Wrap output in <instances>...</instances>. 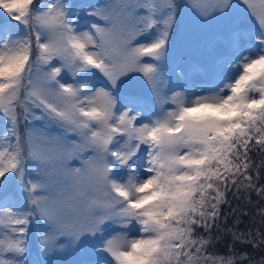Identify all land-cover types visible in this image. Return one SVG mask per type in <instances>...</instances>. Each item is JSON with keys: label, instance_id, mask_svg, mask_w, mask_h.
Returning <instances> with one entry per match:
<instances>
[{"label": "snow or ice", "instance_id": "obj_1", "mask_svg": "<svg viewBox=\"0 0 264 264\" xmlns=\"http://www.w3.org/2000/svg\"><path fill=\"white\" fill-rule=\"evenodd\" d=\"M75 8L0 0V189L26 201L0 205V264H26L34 220L43 254L90 257L65 264H243L208 254L200 230L218 227L232 188L264 197L249 155L264 153V0H105L83 30ZM173 49L212 61L200 82L177 72L169 94Z\"/></svg>", "mask_w": 264, "mask_h": 264}, {"label": "trees", "instance_id": "obj_2", "mask_svg": "<svg viewBox=\"0 0 264 264\" xmlns=\"http://www.w3.org/2000/svg\"><path fill=\"white\" fill-rule=\"evenodd\" d=\"M190 17L193 16L189 12L187 19ZM174 50L170 52L169 58L162 64V71L170 67V60ZM21 131H24L22 125ZM249 155L254 165H261V162L264 161V153L257 151L255 148ZM255 174V170H253V175L255 176ZM259 176L258 184H264V167L260 169ZM13 183L3 189L0 194L11 191ZM227 200L228 203L221 206L218 227L212 228L210 233L200 230L206 238L211 237L208 254L226 258L233 257L239 261L240 257L246 253L247 258L243 260V264H249L248 258L253 261V264H260L261 259H264V245L254 248L250 244L241 243L240 240L234 238L233 233H247L249 231L253 235L264 233V220L258 214L259 208L264 207V197L258 196L255 191L245 192L241 190L238 192L235 188H232L227 193ZM257 244H259V238L257 239ZM65 258L67 259L68 257L63 255V260ZM26 264H32V261H26ZM47 264L53 263L47 258Z\"/></svg>", "mask_w": 264, "mask_h": 264}, {"label": "rangeland", "instance_id": "obj_3", "mask_svg": "<svg viewBox=\"0 0 264 264\" xmlns=\"http://www.w3.org/2000/svg\"><path fill=\"white\" fill-rule=\"evenodd\" d=\"M48 0H43L41 3H47ZM71 2L76 6L75 10L79 12L80 19L78 21L79 25H81V29L88 24V17L86 16V11L89 9V6L102 4L105 0H71ZM211 2V0H208ZM254 3H258V0H253ZM189 22L194 24L195 17L189 19ZM212 56L210 54H198V55H180L176 50L173 51L171 57V65L163 71L165 83L161 84L160 87L170 94V89H175L177 84L179 83L177 79V72L185 73L192 81L200 82L207 78V66L211 63ZM97 86H99V81H94ZM137 86L134 89H131L135 95V103L136 106L143 109L145 115H149L155 109V98L152 95L151 88L143 82V80L139 77L136 78ZM170 105H165V109H168ZM2 127V125H0ZM3 189H0L2 192ZM25 204V198L22 194V191L19 186L13 184V191L4 192V194H0V205H7L8 207H21ZM40 228V232L42 229V225L37 223ZM35 224L34 226H36ZM32 228L30 227V231L28 233L27 238V253L25 257L31 258L33 264L38 262V258L36 256V252L31 249L33 246V236H32ZM114 233H109V235H113ZM6 238V237H5ZM37 245V244H36ZM65 253L63 254L68 258H65V262L78 261L82 259L90 258L83 251L77 252L72 248L68 247L65 249ZM63 255L52 256L50 254L51 259L55 263H59L62 259ZM65 262L63 264H65Z\"/></svg>", "mask_w": 264, "mask_h": 264}]
</instances>
